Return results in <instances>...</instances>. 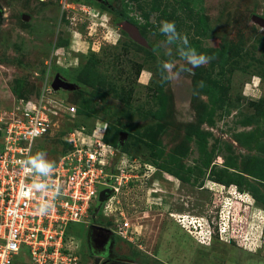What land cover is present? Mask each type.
I'll use <instances>...</instances> for the list:
<instances>
[{
  "label": "rangeland",
  "instance_id": "1",
  "mask_svg": "<svg viewBox=\"0 0 264 264\" xmlns=\"http://www.w3.org/2000/svg\"><path fill=\"white\" fill-rule=\"evenodd\" d=\"M189 46L210 59L190 65ZM56 75L72 88L43 93ZM43 94L46 159L73 129H103L151 165L115 197L128 239L102 257L71 225L80 264H264V0H0V128Z\"/></svg>",
  "mask_w": 264,
  "mask_h": 264
},
{
  "label": "built area",
  "instance_id": "2",
  "mask_svg": "<svg viewBox=\"0 0 264 264\" xmlns=\"http://www.w3.org/2000/svg\"><path fill=\"white\" fill-rule=\"evenodd\" d=\"M52 89L47 85L43 93ZM43 100L44 94L35 101L21 99L12 119L0 128V264H80L73 223H98L128 239V218L122 210L114 213L115 197L122 185L143 178L151 166L106 143L103 129L96 135V130L87 134L75 128L65 137L68 148L49 160L54 170H33L25 161L37 150L46 159L38 144L50 124ZM63 107L76 111L71 104ZM102 187L110 194L97 206ZM44 202L54 208L40 214L37 209ZM100 213L113 214L116 228L97 222Z\"/></svg>",
  "mask_w": 264,
  "mask_h": 264
},
{
  "label": "clouds",
  "instance_id": "3",
  "mask_svg": "<svg viewBox=\"0 0 264 264\" xmlns=\"http://www.w3.org/2000/svg\"><path fill=\"white\" fill-rule=\"evenodd\" d=\"M160 31L162 33H165V34L171 33V35L168 36L169 40L173 39L174 37H180L182 43L188 45L187 37L186 36H181L177 32L174 22L163 21L161 23ZM184 58L186 59V61L190 65H192L194 67H200L202 64H205L210 59V57H208L205 54H198L197 51L194 48L190 47V46L187 48V51L185 53ZM165 63H166V65L169 64V62H165ZM171 79L172 78L169 77L167 80H171ZM167 80H165V81H167ZM36 155H39V153H37ZM36 155L30 156L25 161L28 165L31 166V168L33 170H37V171H39L40 173H43V174H48V173H50V172H52L54 170V164L51 161H49L48 159H44V158L37 159ZM53 208L54 207H53L52 204H50L48 202H44V203H42V204H40L38 206L37 211L40 214H46L50 210H52ZM221 231L223 233L225 232L224 229H222Z\"/></svg>",
  "mask_w": 264,
  "mask_h": 264
},
{
  "label": "flooded vegetation",
  "instance_id": "4",
  "mask_svg": "<svg viewBox=\"0 0 264 264\" xmlns=\"http://www.w3.org/2000/svg\"><path fill=\"white\" fill-rule=\"evenodd\" d=\"M96 224L97 226L93 224L88 225L90 227V231L87 233L86 244L91 253L96 252L99 255L101 254L103 257V255H106L109 245L113 242L114 233L106 227H103V225L98 223ZM96 234L98 235L97 238L99 242L95 241ZM97 257H99V260L104 263L109 261L107 258L102 260L100 259V256Z\"/></svg>",
  "mask_w": 264,
  "mask_h": 264
},
{
  "label": "water",
  "instance_id": "5",
  "mask_svg": "<svg viewBox=\"0 0 264 264\" xmlns=\"http://www.w3.org/2000/svg\"><path fill=\"white\" fill-rule=\"evenodd\" d=\"M120 25L122 26V28L127 31L133 38L137 39L139 42H143L142 38L140 37L139 33H138V29L136 28V26L134 24H132L131 22L127 21V20H123ZM53 89H70L72 88V84L69 82H66L62 79H60L58 77V75L55 76V78L52 81L51 84ZM125 135V133H121V136ZM122 141V139H121ZM120 141V142H121ZM37 153H39V155H36ZM36 158L40 159L41 155H42V151L37 150L36 151ZM110 194V189H108V187H102L99 193V197H98V202H97V206L104 201ZM99 261V257L95 258V262Z\"/></svg>",
  "mask_w": 264,
  "mask_h": 264
},
{
  "label": "trees",
  "instance_id": "6",
  "mask_svg": "<svg viewBox=\"0 0 264 264\" xmlns=\"http://www.w3.org/2000/svg\"><path fill=\"white\" fill-rule=\"evenodd\" d=\"M104 141H106L105 139H104ZM66 145H67V143H66ZM67 148H68V145H67ZM66 148V149H67ZM129 155H132V154H129ZM138 156V155H137ZM139 157H141L142 159H144L142 156H139Z\"/></svg>",
  "mask_w": 264,
  "mask_h": 264
}]
</instances>
